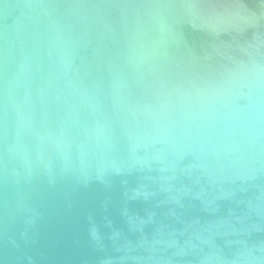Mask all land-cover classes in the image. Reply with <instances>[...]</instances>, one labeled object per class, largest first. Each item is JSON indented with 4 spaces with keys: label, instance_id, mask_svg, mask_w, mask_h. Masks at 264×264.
Listing matches in <instances>:
<instances>
[{
    "label": "water",
    "instance_id": "95a60500",
    "mask_svg": "<svg viewBox=\"0 0 264 264\" xmlns=\"http://www.w3.org/2000/svg\"><path fill=\"white\" fill-rule=\"evenodd\" d=\"M0 264H264V0H0Z\"/></svg>",
    "mask_w": 264,
    "mask_h": 264
}]
</instances>
